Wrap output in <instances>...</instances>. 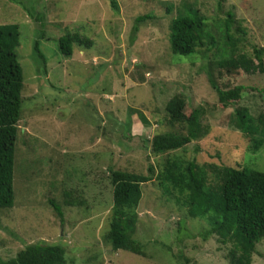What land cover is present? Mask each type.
Masks as SVG:
<instances>
[{"label":"rangeland","instance_id":"obj_1","mask_svg":"<svg viewBox=\"0 0 264 264\" xmlns=\"http://www.w3.org/2000/svg\"><path fill=\"white\" fill-rule=\"evenodd\" d=\"M115 1L116 7L110 0H0V24L19 27L17 54L26 89L16 149L31 166L25 184L14 169V204L0 210V260L27 245L49 243L65 250L66 261L71 256L66 264H82V258L84 264H230V244L204 236L208 223L177 208L155 176L167 158L264 171V147L252 151L250 139L235 127L234 114L241 107L254 116L264 112V72L228 75L213 71L212 64L210 73L221 90L244 87L241 99L223 108L206 67L220 56L203 54L202 48L190 56L173 55L167 26L170 15L198 8L218 38V19L232 11L247 31L244 49L250 52L253 45L264 48V0ZM165 3L173 7L167 16ZM143 15L150 19L135 24ZM66 31L86 36L91 47L77 45L70 56L60 54L58 39ZM35 42L44 58L43 73H38L42 60L33 50ZM174 96L183 102L185 115L200 108L206 134L155 155L146 141L165 130V106ZM83 102L93 105L92 117ZM130 120L134 124L127 131L123 124ZM148 166L154 171L142 185L133 235L145 256L112 252L102 238L112 206L110 171L147 174ZM47 197L63 202V226L47 202L41 203ZM263 256L264 239L255 246L251 264H264Z\"/></svg>","mask_w":264,"mask_h":264},{"label":"trees","instance_id":"obj_2","mask_svg":"<svg viewBox=\"0 0 264 264\" xmlns=\"http://www.w3.org/2000/svg\"><path fill=\"white\" fill-rule=\"evenodd\" d=\"M110 3L112 7H116L115 0H110ZM172 10V3H165V16ZM145 19L150 17L139 16L135 19V24ZM218 22L220 36L217 38L209 30L207 18L199 9L188 8L185 13L180 12L175 17L170 15L167 41L169 51L173 55L190 56L202 48L203 54L212 51L213 55L220 56L213 63L208 62L206 67L208 81L216 92L219 103L226 108L241 99L244 87L238 85L221 90L210 73L211 65L215 66L213 71L219 73L224 71L228 75L237 71L247 74L263 73L264 48L253 45L250 52L244 49L247 31L241 26L242 21L237 20L232 11H227ZM219 42L220 46L224 44L223 47L218 48ZM38 45V42H35L33 50L42 60V70H38V73H43L45 62ZM77 45L89 48L92 41L78 32L66 31L58 39L57 48L60 54L70 56L73 47ZM18 46L19 27L16 24H0V210L11 208L14 204V169L17 170V178L19 177L25 184L29 183L27 172L31 167L29 157L22 159L16 149L18 121L22 115L21 92L26 89L18 60ZM40 96L42 95L39 94L37 98ZM172 101L165 106L166 117L163 124L165 130L154 133L151 139L146 141L155 155L184 148L206 134L199 107L185 115L181 106L183 102L176 96ZM83 104V109L92 117L93 105L90 103L88 106L86 102ZM234 114L235 127L250 139L252 151L257 152L263 148L264 112L254 116L247 108L241 107L236 108ZM139 117L141 124L146 126L148 121L142 115ZM85 121H88V118L82 120V124ZM132 124L134 122L130 120L123 124V127L130 131ZM153 171L150 166L147 168V174L129 170L110 171L112 206L108 230L102 238L112 252L126 251L133 255L145 256L143 246L133 235L138 222L137 208L142 198V185L152 180ZM36 172L40 170L36 169ZM155 179L158 187L173 197L176 207L183 208L189 218L205 220L208 223L204 236L213 234L221 244H230V264H251L255 246L264 239V171L243 166L199 165L194 160L183 163L177 158H167ZM58 185L52 182L53 187ZM62 194L67 193L62 191ZM51 199L47 197L41 203L46 205L47 202L63 226V202ZM64 203L68 206L72 204L69 200H65ZM181 224L184 225L183 219L178 222L177 232L180 231ZM64 255L65 250L59 245L36 243L27 245L9 260H0V264H66L72 260L71 256L66 254V261ZM84 262L82 258V264Z\"/></svg>","mask_w":264,"mask_h":264}]
</instances>
